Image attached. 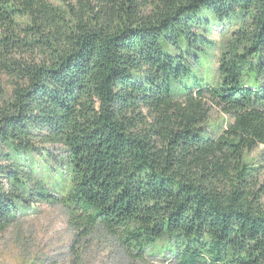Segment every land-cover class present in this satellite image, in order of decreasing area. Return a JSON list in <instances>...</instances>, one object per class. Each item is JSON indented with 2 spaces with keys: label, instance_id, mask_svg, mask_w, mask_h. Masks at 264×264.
<instances>
[{
  "label": "trees",
  "instance_id": "trees-1",
  "mask_svg": "<svg viewBox=\"0 0 264 264\" xmlns=\"http://www.w3.org/2000/svg\"><path fill=\"white\" fill-rule=\"evenodd\" d=\"M232 17L210 41L204 26ZM215 50L217 79L202 73ZM0 85V234L55 192L139 254L264 264L247 157L264 147V0H0ZM212 109L227 120L209 131ZM47 147L68 157L65 188L35 160Z\"/></svg>",
  "mask_w": 264,
  "mask_h": 264
},
{
  "label": "rangeland",
  "instance_id": "rangeland-1",
  "mask_svg": "<svg viewBox=\"0 0 264 264\" xmlns=\"http://www.w3.org/2000/svg\"><path fill=\"white\" fill-rule=\"evenodd\" d=\"M51 1L55 5H62L73 0ZM236 24L234 17L213 18L210 25L204 27L209 32L214 30L208 35L210 41L221 43L230 33L226 30ZM218 60L217 50L210 52L203 75L217 79ZM2 85L1 89L4 90ZM226 120L220 111L212 109L206 129L214 131ZM41 154L47 157L48 162H39L38 166H46V172L52 179H63L58 186L67 187L68 157L63 149L47 147V151L36 154L35 160H46L41 158ZM247 157L249 163L262 167L260 181L264 184V147L249 153ZM54 195L57 200L53 203H31L27 212L18 214L8 230L0 234V264H177L175 252L169 244L160 242L139 254L125 245L121 235L110 232L102 225L84 227L83 221L66 206L65 199L55 192ZM262 205L264 207V197Z\"/></svg>",
  "mask_w": 264,
  "mask_h": 264
}]
</instances>
